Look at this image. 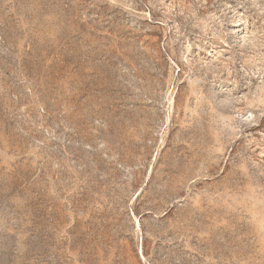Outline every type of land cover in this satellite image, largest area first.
<instances>
[{
  "label": "rangeland",
  "instance_id": "1",
  "mask_svg": "<svg viewBox=\"0 0 264 264\" xmlns=\"http://www.w3.org/2000/svg\"><path fill=\"white\" fill-rule=\"evenodd\" d=\"M0 264H264V0H0Z\"/></svg>",
  "mask_w": 264,
  "mask_h": 264
}]
</instances>
